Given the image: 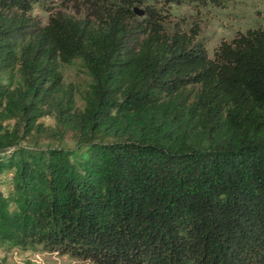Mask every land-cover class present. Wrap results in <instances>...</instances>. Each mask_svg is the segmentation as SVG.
<instances>
[{"label":"trees","instance_id":"obj_1","mask_svg":"<svg viewBox=\"0 0 264 264\" xmlns=\"http://www.w3.org/2000/svg\"><path fill=\"white\" fill-rule=\"evenodd\" d=\"M0 0V245L95 264H264V22L209 57L154 1ZM53 1V0H51ZM203 1V0H200ZM143 5L142 16L133 12ZM90 83L77 108L60 68ZM74 145L26 140L44 131Z\"/></svg>","mask_w":264,"mask_h":264},{"label":"rangeland","instance_id":"obj_2","mask_svg":"<svg viewBox=\"0 0 264 264\" xmlns=\"http://www.w3.org/2000/svg\"><path fill=\"white\" fill-rule=\"evenodd\" d=\"M153 2L152 0H147ZM59 0H48L46 7L35 5L30 11V17L41 24L47 21L48 12L45 8H56ZM157 7H162L163 13L168 14V25L181 23L189 25L199 23V36L205 41L209 57H212L213 48L221 40H230L238 32H244L248 28L261 25L264 22V0H183L178 3L154 1ZM144 9L143 5L134 6ZM137 15V14H136ZM142 16V15H137ZM64 88L73 91L75 105L83 107V94L88 89L90 77L86 69L75 60L72 64L62 65L60 68ZM7 88H14L19 84V74L16 70L4 74L0 79ZM44 131L34 132V135L26 141L31 144L44 146L57 144L71 148L74 141L70 134H65L61 140L52 135L49 129L55 128V119L52 114H45L38 118ZM5 181L0 185L5 189ZM0 264H95L88 259L77 258L67 254L50 252L37 247L34 250L9 248L0 245Z\"/></svg>","mask_w":264,"mask_h":264},{"label":"water","instance_id":"obj_3","mask_svg":"<svg viewBox=\"0 0 264 264\" xmlns=\"http://www.w3.org/2000/svg\"><path fill=\"white\" fill-rule=\"evenodd\" d=\"M133 12L137 15H142L143 14V10L138 8V7H134L133 8Z\"/></svg>","mask_w":264,"mask_h":264}]
</instances>
